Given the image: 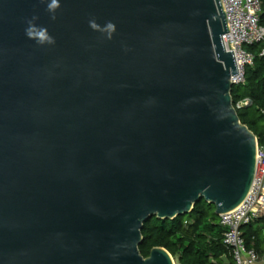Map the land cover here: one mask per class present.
I'll list each match as a JSON object with an SVG mask.
<instances>
[{"label":"water","instance_id":"obj_1","mask_svg":"<svg viewBox=\"0 0 264 264\" xmlns=\"http://www.w3.org/2000/svg\"><path fill=\"white\" fill-rule=\"evenodd\" d=\"M49 2L0 0V264H175L141 254L145 223L221 218L257 172L223 0Z\"/></svg>","mask_w":264,"mask_h":264},{"label":"trees","instance_id":"obj_2","mask_svg":"<svg viewBox=\"0 0 264 264\" xmlns=\"http://www.w3.org/2000/svg\"><path fill=\"white\" fill-rule=\"evenodd\" d=\"M260 23L264 27V0ZM264 44L245 47L254 56V63L246 67L245 83L233 88V102L250 99L252 105L238 111L246 125L264 147ZM215 214V207L201 201L190 215L174 221H160L153 217L145 223L141 254L147 258L152 249L164 248L179 264H221L223 257L232 263L230 251L224 244L225 229ZM243 237L249 249L264 255V218L244 227Z\"/></svg>","mask_w":264,"mask_h":264},{"label":"built area","instance_id":"obj_3","mask_svg":"<svg viewBox=\"0 0 264 264\" xmlns=\"http://www.w3.org/2000/svg\"><path fill=\"white\" fill-rule=\"evenodd\" d=\"M229 21L230 33L223 36L228 52H234L239 75L232 77L235 86L245 83L246 67L253 65L254 56L245 47L264 44V27L260 23L261 0H223ZM261 56H264V49ZM252 105L250 99L234 103L238 112ZM264 218V147L258 146L257 172L252 190L246 201L235 211L222 216L221 226L225 229L224 244L230 251L231 264L264 263L255 249H249L243 237L244 227ZM225 264V263H221Z\"/></svg>","mask_w":264,"mask_h":264},{"label":"clouds","instance_id":"obj_4","mask_svg":"<svg viewBox=\"0 0 264 264\" xmlns=\"http://www.w3.org/2000/svg\"><path fill=\"white\" fill-rule=\"evenodd\" d=\"M60 7L59 0H50L47 4V11L52 14L51 19L55 20V11ZM38 17L33 16L27 21V27L25 28V35L28 39L35 41L38 45H52L55 43L54 37H52L47 29L42 26H38L35 21ZM89 27L95 31L102 32L106 35L107 39H111L113 33L116 31V26L113 22L108 21L103 26L98 24L95 19L89 20Z\"/></svg>","mask_w":264,"mask_h":264},{"label":"rangeland","instance_id":"obj_5","mask_svg":"<svg viewBox=\"0 0 264 264\" xmlns=\"http://www.w3.org/2000/svg\"><path fill=\"white\" fill-rule=\"evenodd\" d=\"M174 261H175V264H179V262H178V260H177V259H174Z\"/></svg>","mask_w":264,"mask_h":264},{"label":"crops","instance_id":"obj_6","mask_svg":"<svg viewBox=\"0 0 264 264\" xmlns=\"http://www.w3.org/2000/svg\"><path fill=\"white\" fill-rule=\"evenodd\" d=\"M256 264H264L263 262H258V263H256Z\"/></svg>","mask_w":264,"mask_h":264}]
</instances>
